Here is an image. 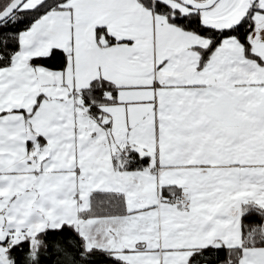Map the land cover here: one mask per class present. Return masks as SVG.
Wrapping results in <instances>:
<instances>
[{
	"label": "snow or ice",
	"instance_id": "snow-or-ice-1",
	"mask_svg": "<svg viewBox=\"0 0 264 264\" xmlns=\"http://www.w3.org/2000/svg\"><path fill=\"white\" fill-rule=\"evenodd\" d=\"M0 264H264V0H0Z\"/></svg>",
	"mask_w": 264,
	"mask_h": 264
}]
</instances>
